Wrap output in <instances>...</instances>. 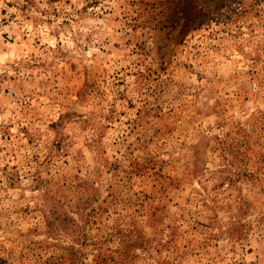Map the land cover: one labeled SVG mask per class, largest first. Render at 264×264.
Here are the masks:
<instances>
[{
	"label": "rangeland",
	"instance_id": "1",
	"mask_svg": "<svg viewBox=\"0 0 264 264\" xmlns=\"http://www.w3.org/2000/svg\"><path fill=\"white\" fill-rule=\"evenodd\" d=\"M0 264H264V0H0Z\"/></svg>",
	"mask_w": 264,
	"mask_h": 264
}]
</instances>
